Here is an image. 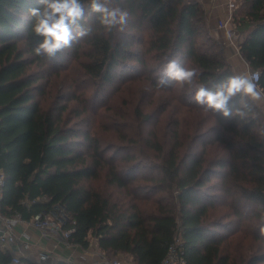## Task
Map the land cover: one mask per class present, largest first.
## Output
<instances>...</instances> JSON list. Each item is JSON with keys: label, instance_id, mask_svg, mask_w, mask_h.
<instances>
[{"label": "trees", "instance_id": "obj_1", "mask_svg": "<svg viewBox=\"0 0 264 264\" xmlns=\"http://www.w3.org/2000/svg\"><path fill=\"white\" fill-rule=\"evenodd\" d=\"M235 1L240 54L264 88V0ZM116 3L124 32L93 16L92 36L49 59L24 18L38 0H0L1 212L30 220L61 202L71 243L96 238L133 264H161L177 237L187 264H264V107L225 118L194 88L158 86L170 59L197 69L196 87L236 73L198 1Z\"/></svg>", "mask_w": 264, "mask_h": 264}, {"label": "clouds", "instance_id": "obj_2", "mask_svg": "<svg viewBox=\"0 0 264 264\" xmlns=\"http://www.w3.org/2000/svg\"><path fill=\"white\" fill-rule=\"evenodd\" d=\"M41 7L27 9L25 19L31 21V31L40 37V42L33 48L37 56L55 58L57 53L73 47L74 44L93 35L95 29L89 23L95 16L105 32L114 29L124 32L129 13L122 9L116 0H38ZM199 73L195 68L181 65L176 59L168 60L161 71L158 86L163 88L169 81L194 88L193 99L205 112L220 113L225 118L234 115L245 117L251 108L249 101L257 106L264 104V88L258 81L259 72H236L212 87H196ZM238 98V100H237ZM235 107H231L233 101ZM2 182V181H0ZM258 242L264 248V212L257 222ZM23 256V253L18 254ZM49 257L40 255L36 264H44ZM13 264H20L14 260Z\"/></svg>", "mask_w": 264, "mask_h": 264}, {"label": "crops", "instance_id": "obj_3", "mask_svg": "<svg viewBox=\"0 0 264 264\" xmlns=\"http://www.w3.org/2000/svg\"><path fill=\"white\" fill-rule=\"evenodd\" d=\"M191 1H198L202 5L209 29L224 46L227 58L234 66L235 71L246 72L248 66L239 50V43L245 39L246 35L241 34L236 29L233 18L227 28L219 27V21L228 18V4L231 0ZM238 7L239 2L232 12V17ZM261 106L264 107V104ZM15 233L17 236L15 241L2 245L8 249L11 258L15 256L20 258V264H36L35 258H38L41 252L50 253L52 257L44 264H58L60 261L70 264H109L107 259L112 260L117 257H122L127 264H133L129 255L124 253L107 254L100 249L98 244L95 248L90 249L89 246L85 247L81 244L71 243L69 239H65L60 233L45 236L41 230L28 222L18 223L15 226ZM26 242L31 244V248L25 247ZM20 253H23V256L18 255ZM10 264L12 263L10 262Z\"/></svg>", "mask_w": 264, "mask_h": 264}, {"label": "built area", "instance_id": "obj_4", "mask_svg": "<svg viewBox=\"0 0 264 264\" xmlns=\"http://www.w3.org/2000/svg\"><path fill=\"white\" fill-rule=\"evenodd\" d=\"M236 8V2L231 0L228 4V18L222 19L219 21L220 28H227L228 24L232 22V12ZM251 72H259V70H252ZM260 73V72H259ZM0 201L3 195V186H4V174L0 171ZM70 219L65 212V207L61 202H58L53 205L52 209L49 212H39L35 214L30 220H26L22 217L20 212H16L14 215H5L1 212L0 208V244H6L13 242L17 239L15 233V226L20 222H28L32 224L35 228L41 230L45 236H51L53 234L60 233L65 239H69L72 232L75 231V227L64 228L63 226ZM97 245V239L89 243V248L93 249ZM26 248H31L29 242L25 243ZM47 255L51 259V254L47 252H41L40 255ZM19 260L18 256L12 258L11 263L13 264L14 260ZM109 264H127L122 258L117 257L112 260H108ZM161 264H187L184 250L181 246V239L177 237L175 241L170 245L166 256L163 258Z\"/></svg>", "mask_w": 264, "mask_h": 264}, {"label": "rangeland", "instance_id": "obj_5", "mask_svg": "<svg viewBox=\"0 0 264 264\" xmlns=\"http://www.w3.org/2000/svg\"><path fill=\"white\" fill-rule=\"evenodd\" d=\"M246 68V67H245ZM247 71H250V69H248V67L246 68V72ZM121 100H122V98H121ZM115 106V105H114ZM109 112H107V114H108ZM106 120H108V119H110V117H108V116H105L104 117ZM89 119V117L87 116L86 117V120H88ZM101 132L102 133H104V134H106V135H112L113 133L111 132V130L109 131L108 129H107V127H103L102 129H101ZM114 135V134H113ZM120 258H122V257H120ZM123 259V258H122ZM124 260V259H123ZM125 261V260H124ZM126 262V261H125Z\"/></svg>", "mask_w": 264, "mask_h": 264}]
</instances>
